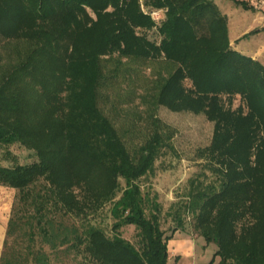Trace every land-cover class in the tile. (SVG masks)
<instances>
[{"label": "trees", "instance_id": "trees-1", "mask_svg": "<svg viewBox=\"0 0 264 264\" xmlns=\"http://www.w3.org/2000/svg\"><path fill=\"white\" fill-rule=\"evenodd\" d=\"M9 45L0 64V184L18 193L0 264H47L43 244L67 242L90 264H168L167 243L186 213L217 246L210 264L216 256V264H264V63L231 46L214 0H0V46ZM154 60L166 72L153 83L152 131L130 149L101 90L122 64ZM160 105L213 121L202 169L167 212L170 233L138 182L172 147ZM13 144L31 158L20 162ZM106 204L111 234L91 219ZM130 224L136 243L121 233ZM24 236V255L6 249L8 238Z\"/></svg>", "mask_w": 264, "mask_h": 264}, {"label": "rangeland", "instance_id": "rangeland-1", "mask_svg": "<svg viewBox=\"0 0 264 264\" xmlns=\"http://www.w3.org/2000/svg\"><path fill=\"white\" fill-rule=\"evenodd\" d=\"M218 4L225 9L231 22L237 26L245 25L249 18L245 8L235 10V6L230 4V0H221V2L219 0ZM253 40L251 39V41ZM240 43H247V40L242 39ZM9 49L10 45L8 47L0 46V64L8 61ZM110 66L111 64L108 65V67ZM125 67L126 71H124ZM165 72L162 64L157 60L151 63L126 62L120 66L116 79H112L109 87L101 90V105L108 116L115 121L130 149L137 147L150 136L152 120L149 114L155 88L153 83L156 74ZM233 103V107L238 106L239 97H236ZM155 113L167 125L163 129L173 133L170 138L172 147L162 149L154 161L153 169L142 175L138 182L141 188L150 191L151 195L160 203L161 225L166 233H170L175 223L171 216H167V212L173 201L184 199L187 180L202 169L203 161L200 149L210 143L213 134V121H209L201 113L194 114L185 110L173 111L163 105L158 106ZM9 150L17 156L20 162L28 161L31 158V155H28V150L20 145L13 144ZM4 151L0 148V162L3 163L7 161L5 157L7 153L4 154ZM17 193V188L0 184V257L4 250L7 221L12 213L11 208L17 198ZM188 215L186 213L185 227L173 231L172 241L169 240L167 243L169 253L167 262L168 264H210V259L217 246L213 242H205L203 237L193 230L190 223L191 218ZM91 219L100 226H104L108 234L112 233L113 218L110 215L108 204L98 212L91 214ZM75 221L77 222L76 219ZM135 231L136 228L133 224L121 227L122 235L134 243L137 240ZM27 239L24 236L20 242L15 243L14 239L8 238L6 249L16 250L15 252L24 255L25 247L28 244ZM43 246L44 251L48 254L47 264H90L84 255L71 246V242L59 243L54 248H51L47 243H44ZM217 258V256L214 258L215 261L212 264H216ZM25 261L26 259L24 263H26ZM27 264H32L31 257L28 258Z\"/></svg>", "mask_w": 264, "mask_h": 264}, {"label": "crops", "instance_id": "crops-1", "mask_svg": "<svg viewBox=\"0 0 264 264\" xmlns=\"http://www.w3.org/2000/svg\"><path fill=\"white\" fill-rule=\"evenodd\" d=\"M214 1L216 4H218L219 0ZM242 1L247 3V7H243L241 4L236 3L234 0H230V4L235 6V10H238V8H245L248 11L247 16L249 18L244 26H237L233 22H231L230 17L226 13L225 9L222 8L220 4H218L219 8L222 9V11L226 13L228 17V32L230 44L234 48L239 49L243 53L255 59H259L264 63V0ZM242 39H246L247 43H240ZM251 39H255L253 40L254 42L251 41ZM170 241L172 240L170 239Z\"/></svg>", "mask_w": 264, "mask_h": 264}, {"label": "built area", "instance_id": "built-area-1", "mask_svg": "<svg viewBox=\"0 0 264 264\" xmlns=\"http://www.w3.org/2000/svg\"><path fill=\"white\" fill-rule=\"evenodd\" d=\"M151 15L154 19L159 20L162 17V11L161 10H153V11H151Z\"/></svg>", "mask_w": 264, "mask_h": 264}, {"label": "bare ground", "instance_id": "bare-ground-1", "mask_svg": "<svg viewBox=\"0 0 264 264\" xmlns=\"http://www.w3.org/2000/svg\"><path fill=\"white\" fill-rule=\"evenodd\" d=\"M190 247V246H189ZM184 249V248H183ZM188 249V248H187Z\"/></svg>", "mask_w": 264, "mask_h": 264}]
</instances>
